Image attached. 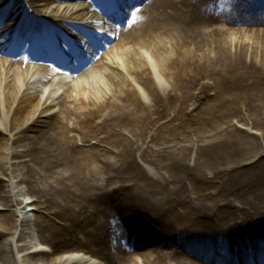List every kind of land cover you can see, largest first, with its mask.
Here are the masks:
<instances>
[{"label":"bare ground","instance_id":"6f19581e","mask_svg":"<svg viewBox=\"0 0 264 264\" xmlns=\"http://www.w3.org/2000/svg\"><path fill=\"white\" fill-rule=\"evenodd\" d=\"M6 2L10 15L33 10L23 23L32 33L48 20L100 24L81 0H0V9ZM141 10L127 27L114 17L111 64L76 80L32 60L24 70V57L0 60V264H232L244 234L264 264V22L252 17L264 0H147ZM26 44L25 56L39 55L34 34ZM207 102L206 124H224L195 139L185 124ZM218 180L234 199L224 206L207 192ZM154 222L160 233L145 234Z\"/></svg>","mask_w":264,"mask_h":264},{"label":"rangeland","instance_id":"374dc122","mask_svg":"<svg viewBox=\"0 0 264 264\" xmlns=\"http://www.w3.org/2000/svg\"><path fill=\"white\" fill-rule=\"evenodd\" d=\"M240 27H243V26H238L237 28H240ZM230 40H234V37H232V39H230ZM122 50V49H121ZM120 50V51H121ZM212 94H213V92H212ZM215 94V93H214ZM216 101L217 102V99L216 98H214V97H211V100H210V102L211 101ZM210 102H207L201 109H203L202 110V112L200 113V114H196V116L194 117V118H190L189 120H188V122L185 124L186 125V127L189 129V130H192L194 133V138H195V135H196V137H198V133H201V131L203 130V129H217L218 130V125L221 123H223V121H222V118H220V119H218L217 121H211L209 124H206L207 122L205 121V118H209L210 116L208 115L209 114V111L208 110H206V106L208 105V103H210ZM215 102V103H216ZM221 105H223V104H220V105H218L217 107H216V109H219V107L221 106ZM225 108L226 109H228L229 108V105H227V106H225ZM225 109V110H226ZM230 120H232V117L231 118H229V121L227 120L226 122H228V124L230 125ZM236 122H238V121H236ZM235 122V123H236ZM233 124V126L235 125V128H238V127H240V126H237L236 124ZM224 124V123H223ZM201 130V131H200ZM238 130H242V129H238ZM230 131H232L230 128H229V126H226L225 128H224V132H226V133H228V132H230ZM196 139V138H195ZM193 142V140L191 139V141H189V142H182L181 141V143H182V145H186V146H188V147H192V145L190 144V143H192ZM264 145V144H263ZM260 156H257L255 159H253L252 161H245L243 164L245 165V164H247V163H252V162H255L258 158H259ZM195 158H196V156H195V154L194 153H191V164H194V161H195ZM155 159V158H154ZM217 182H219L218 184H215V183H217ZM209 185H210V187H209V189L207 190V192L209 193V195H211L212 196V194H216L215 192H217V194H216V196H212V197H214V198H216L217 197V195H219V198H218V200H217V202H216V204H218V205H220V206H224V205H226L227 203H229L230 201H232V200H234L233 199V196H231L230 194H227V195H225V196H223V195H221L220 194V191H221V188L224 186V185H222V183H221V180H218V181H211V182H209ZM198 192H199V189H198V191H195L194 192V194L192 195V197H197V194H198ZM23 201H25V199L23 198ZM190 201V200H189ZM188 202V201H187ZM213 203H215V202H211V201H209L208 202V204H210V205H214ZM237 206H239V204H238V202H236L235 203ZM1 205H3V204H1ZM237 206H235L234 205V207H232V211H236L237 210ZM2 209H5L4 208V206L3 207H1ZM19 212H23V209H21V208H19ZM5 211H7V210H5ZM25 213V212H24ZM33 214H35V213H32V212H30V214L29 215H33ZM38 214V213H37ZM1 215L2 216H6V215H8L7 213H1ZM19 215V214H18ZM12 217H14V216H12ZM19 217L20 216H16V218H14L16 221H19ZM236 217H237V220H238V218H239V222H243L244 221V215L241 213V212H239V213H237L236 214ZM145 218H147V221H149V216H145ZM249 220H250V222L252 223V225H255V226H258V227H261V228H263L260 224H261V219H259V217L258 218H256L255 217V215H253V214H251V215H249ZM201 220H204V216H201ZM213 222V221H212ZM155 224L152 226V227H150V229L148 228V229H146L145 230V234H152V236H156L155 234H159L160 232V230H159V228H158V223L159 222H154ZM145 224V223H144ZM19 226H20V223H19ZM264 229V228H263ZM17 233L20 235V231L18 232L17 231ZM124 235V237H125V239L127 238V236L128 235H130V234H132V236L135 234V232H133L132 231V229L131 230H129V231H126L125 230V232L123 233ZM174 239H179V236H177V237H173ZM11 239V238H10ZM7 241V238L6 237H4V239L2 240V241H0V243H5ZM3 245V244H2ZM156 248L155 246H152V248ZM151 248V249H152ZM39 250H42V251H45V252H47V254L48 253H50V251L49 250H47V248L46 247H44V246H41V247H39L38 248ZM156 249H161V248H156ZM156 249H155V251H156ZM152 250H154V249H152ZM21 257L23 256V254H21L20 255ZM45 259V257H38V259H36L35 260V262L37 263V264H42V260H44ZM34 264V263H33Z\"/></svg>","mask_w":264,"mask_h":264}]
</instances>
